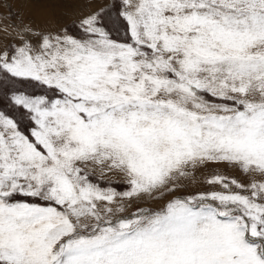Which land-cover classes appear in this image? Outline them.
<instances>
[{
  "label": "snow or ice",
  "instance_id": "snow-or-ice-1",
  "mask_svg": "<svg viewBox=\"0 0 264 264\" xmlns=\"http://www.w3.org/2000/svg\"><path fill=\"white\" fill-rule=\"evenodd\" d=\"M0 101V264H264V0H0Z\"/></svg>",
  "mask_w": 264,
  "mask_h": 264
},
{
  "label": "rangeland",
  "instance_id": "rangeland-1",
  "mask_svg": "<svg viewBox=\"0 0 264 264\" xmlns=\"http://www.w3.org/2000/svg\"><path fill=\"white\" fill-rule=\"evenodd\" d=\"M25 88L26 91L30 92V93H33V94H41L42 90L39 89L38 87H35L31 84H25L23 86ZM0 110H4V111H9V109L7 108V105L0 101ZM26 126V124H25ZM118 187V190H120L122 188V186H117Z\"/></svg>",
  "mask_w": 264,
  "mask_h": 264
}]
</instances>
